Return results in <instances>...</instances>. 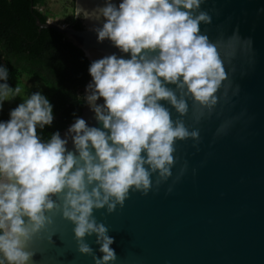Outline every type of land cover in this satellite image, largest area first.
<instances>
[{
    "label": "clouds",
    "instance_id": "obj_1",
    "mask_svg": "<svg viewBox=\"0 0 264 264\" xmlns=\"http://www.w3.org/2000/svg\"><path fill=\"white\" fill-rule=\"evenodd\" d=\"M203 3L104 0L91 11L77 4L75 17L100 23L93 28L97 41H110L130 58L112 53L89 65L92 79L83 99L102 127L73 113L64 138L56 131L44 139L37 130L53 124L54 106L40 91L0 121V264H31L34 253L27 245L57 212L73 223L81 254L92 256L94 264H115L114 238L94 209L114 212L130 190L147 195L154 174L157 186L167 181L175 142L198 141L199 131L174 121L161 101L180 116L188 113L189 98L211 111L227 79L217 46L201 32V24L212 22ZM8 79V68L0 65V111L4 101L21 96L19 85L10 87ZM69 138L74 150L67 148ZM93 234L100 257L85 240Z\"/></svg>",
    "mask_w": 264,
    "mask_h": 264
},
{
    "label": "water",
    "instance_id": "obj_2",
    "mask_svg": "<svg viewBox=\"0 0 264 264\" xmlns=\"http://www.w3.org/2000/svg\"><path fill=\"white\" fill-rule=\"evenodd\" d=\"M77 4L91 11L104 0H75L74 15ZM201 10L212 17L211 24L200 25L201 32L217 46L227 79L211 111L189 98V111L180 116L161 101L174 121L199 131L198 141L175 142L167 181L157 186L154 174L147 195L130 190L114 212L94 209L97 222L114 238L115 264H264V0H205ZM81 22L83 29L77 30L36 19L40 30L65 34L90 63L112 53L130 58L110 41H97L93 28L99 22ZM78 117L102 127L87 105ZM67 148L74 150L70 138ZM50 215L53 222L27 245L34 253L31 264H94L92 256L78 251L73 223L58 212ZM85 240L97 257L103 255L95 234Z\"/></svg>",
    "mask_w": 264,
    "mask_h": 264
},
{
    "label": "trees",
    "instance_id": "obj_3",
    "mask_svg": "<svg viewBox=\"0 0 264 264\" xmlns=\"http://www.w3.org/2000/svg\"><path fill=\"white\" fill-rule=\"evenodd\" d=\"M47 1L0 0V65L9 70L10 87L23 88L24 79L36 80L53 104V124L37 130L44 139L56 131L61 134L75 118L73 113H82V90L91 77L90 62L81 49L65 34L37 26L36 19L48 21ZM70 26L83 29L81 18L74 16ZM11 110L0 111V121L9 120Z\"/></svg>",
    "mask_w": 264,
    "mask_h": 264
},
{
    "label": "rangeland",
    "instance_id": "obj_4",
    "mask_svg": "<svg viewBox=\"0 0 264 264\" xmlns=\"http://www.w3.org/2000/svg\"><path fill=\"white\" fill-rule=\"evenodd\" d=\"M75 0H48L44 12L48 13V21L56 22L60 25H71L74 20ZM39 82L33 79H24V87L21 88V96H17L10 101H4L3 109H14L23 99L30 94L42 90Z\"/></svg>",
    "mask_w": 264,
    "mask_h": 264
}]
</instances>
